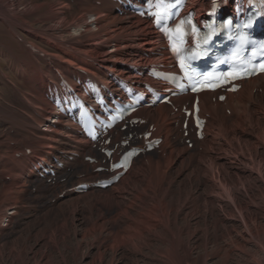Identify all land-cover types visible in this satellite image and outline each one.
I'll list each match as a JSON object with an SVG mask.
<instances>
[{"label": "bare ground", "instance_id": "bare-ground-1", "mask_svg": "<svg viewBox=\"0 0 264 264\" xmlns=\"http://www.w3.org/2000/svg\"><path fill=\"white\" fill-rule=\"evenodd\" d=\"M14 3L15 0L11 1V5ZM204 6L201 2L199 7ZM62 8L71 11L65 13ZM34 12L36 18L30 17ZM17 18H23L24 23H19ZM60 20L67 21L62 35H69L75 41L54 36L47 31L48 27L40 32V27L35 26L41 23L52 28L50 24ZM0 26L19 47L16 50L12 42L8 43L0 34V48H6L0 56L8 60L6 68L19 76V80H12L0 69V93L7 99L6 106L0 107L6 115L2 118L6 127L3 135L13 142L0 141V154L6 155L0 156L2 233L7 229L2 222L10 225L25 205L19 186L26 180L34 181V176L29 174L28 161L49 154L62 158L66 153L91 152L90 144L75 135L62 120L48 123L54 109L43 97L44 79L46 76L56 78L50 65L66 75L76 74V70L81 69L102 78L104 83L108 81L109 71L127 79L135 78L123 63L137 64L142 57L140 53L150 50L157 41V34L145 19L115 14L108 0H66L47 5L34 0L29 11L14 12L13 16L3 13L0 6ZM21 32L24 39H34L53 50L46 53L50 57L46 68L43 58L30 54L24 42L18 41ZM86 56L91 57V61ZM258 77L259 80L245 81L239 94L228 95L229 115L223 111L221 103L208 101L209 93H201L207 100L203 109L212 115L207 124L213 135L202 142L195 141L194 149L172 144L161 153L149 154L128 170L121 181L104 190H87L80 194L69 191L86 177L90 180L100 177L90 171L95 163L76 158L73 163L66 162L72 164L73 170L67 172L69 178L64 182L56 180L44 185L37 180L40 185L35 190L45 192L46 187L65 186L63 195L50 199L42 217H35L30 223L21 222L23 232L20 230L11 238L0 239V264H48L43 263L44 250L57 248L53 244L59 230L66 238L69 236L68 218L73 216L76 217L71 225L73 250L76 252L82 244L88 246L86 256L91 259L86 264H100L109 252L117 255V264H206L209 256L219 257L223 264L233 254L250 258L249 264H264V81L260 80L264 75ZM258 86L263 87L262 92L257 91ZM145 110L151 121L158 122V129L166 133V138L169 132L175 131L171 121L178 114L170 113L163 104ZM42 126L48 130H42ZM19 137L23 139L18 140ZM179 138L182 139L181 133ZM25 148L31 152L26 154ZM231 149L235 153L233 157L227 155ZM16 151L21 152L18 158ZM232 158L239 164L229 163ZM79 170L85 171L87 176L78 177ZM239 188L248 193L249 200L238 193ZM17 200L23 201L20 207ZM258 201L262 203L259 208ZM98 204L107 206V214L112 217L107 218L105 209ZM80 210H87L86 217L76 215ZM236 213L240 220L235 218ZM199 223L203 228L199 229ZM241 224L246 232L241 233L240 240L236 238L232 244L223 245L222 241L231 238ZM210 245L214 247L212 252L207 249ZM200 247L205 253L197 259L194 250ZM51 252L49 261L53 256Z\"/></svg>", "mask_w": 264, "mask_h": 264}, {"label": "rangeland", "instance_id": "rangeland-1", "mask_svg": "<svg viewBox=\"0 0 264 264\" xmlns=\"http://www.w3.org/2000/svg\"><path fill=\"white\" fill-rule=\"evenodd\" d=\"M11 1H14V0H0V6L2 8V12L7 14V15H10V16H13L14 12H16L18 14H22L24 11H29L31 9V7H32V4L34 3V0H15L14 6H13V5H11ZM36 1L39 2V3H44L45 2V5H47V4L52 3V2H60V3H62L63 1H66V0H36ZM195 2H196L195 0H192L191 4L195 3ZM71 5H72V7L75 6V1ZM61 10L63 12H65V13H68V12L71 11V9H67V8H62ZM72 11L73 12H75V11L80 12L79 10H76V9L75 10L72 9ZM79 14L80 13H78V15ZM36 16H37L36 12L30 13V17L36 18ZM17 20H18L19 23H22V22L24 23L23 18H17ZM66 24H67V21L63 22L62 20H60V22L57 23V24H50V27H52V28H49V26H47V24L46 25H42L41 23H35V26H37V28L40 27V28H38V30L40 32L45 31L46 30L45 28L48 27L47 31H49L54 36L55 35L57 37L61 36L66 41H75V39H70L69 35H66V36L62 35L61 30H63L65 27H67ZM2 30L3 29L0 26V34H1V36L5 40H7L8 43L12 42L10 44L13 45L16 48V50H19L18 45H16L11 40V36L7 32H3ZM23 34H24V32H21L20 35H23ZM26 40H28V39L26 38ZM28 42H32L33 44H36L37 46L41 47L45 51L47 50L48 52L49 51L53 52V50L48 48L46 45L45 46L39 45L38 42H36L34 39H30V40H28ZM0 52H1V54H3V52H6V48L2 46L0 48ZM0 60H1L0 69L2 68L4 71H6L8 73V75L10 76V79L15 80V81L19 80V76L15 72H13L11 70H8L6 68V66L8 64V60L6 58H4V57H1V56H0ZM46 66L45 67L43 66V67L46 68ZM1 89H4V88L2 87ZM4 92L6 93V95H9V91L8 90H5ZM6 100H7L6 97L4 95H2V93H0V107L6 106V103H5ZM3 113H4V111H2V112L0 111V119H1L0 120V137L3 135V133L6 132V127H4V124L2 122V118L5 117L6 115H5V113L4 114ZM42 129L48 130V128L46 129V127H42ZM4 137H5V134H4ZM4 137H2V139ZM5 138L7 140H3L4 142L12 141L11 138H8V137H5ZM19 139H23V138L19 137L18 140ZM184 143L185 142H181V144H184ZM230 151L231 152L230 153L228 152L227 155H229V157H233L235 153H234V151L232 149ZM17 152L18 151H16L15 153H17ZM94 152L96 153V151H94ZM188 153H190V152H188ZM154 155H156V154H154ZM0 156H1V158H4V156H6V155L5 154H3V155L0 154ZM229 163H232V164H235V165L239 164V163H237L236 160H234V158L230 159ZM1 173L3 174L2 170H1ZM65 175H66L67 178H69L67 172L65 173ZM204 179L209 181V179L206 178V177ZM3 180L4 179H1V181H3ZM26 181H28V180H26ZM4 183H7V182L4 181ZM24 185H23V187L19 186V193L22 194V196H24V197H22V200L24 199L23 201L25 202V205H23V210L20 212L19 215H17L18 216L17 218L16 217L14 218L13 222L10 223V225L6 224L5 222H2V225L4 227H6L7 229H5V231L0 233V239L11 238V235H13L15 232L16 233H20V230L23 232V227L24 226L21 225L20 223L21 222H25V223L29 222L30 223V222H33L35 220V217H38V216L42 217L43 214H44L43 213L44 212L43 211L44 207H49V205L51 203L50 199H52V198L55 199L60 193H63V191L65 190V186L64 187L63 186H55V187L52 186L53 189H48L46 187L45 188V192L41 191L42 189L34 190V194L31 195L32 193L29 194L30 191H29V193L25 192V189H30V185L31 184H26L25 186ZM39 185H40V182H39ZM20 187H21V189H20ZM31 191H32V189H31ZM245 192L246 191L244 189H242V188L238 189V193H240V194L242 193L244 195V196L242 195V197L245 200H247V199L249 200L248 193H245ZM47 193L48 194L51 193V194L47 196L46 195ZM22 200H17V204H18L19 207L23 203ZM256 204H258V208L262 206V203L260 201H258ZM97 206H99V207L101 206L100 208L102 210L105 209L104 212H105V215L107 216V218H111L112 217V214H111L110 217L107 214V212H109L107 206H103L102 204L101 205L98 204ZM8 212L11 213L12 210H10ZM76 215H78L80 217H82V216L86 217L87 210H86V212H83L82 210H80ZM50 216H51V214L48 217H50ZM234 216L238 220H240V218H241V217H238L239 215L237 213ZM75 218H76L75 216L68 218L69 233L70 234H69V236L67 235V238H66V236L62 235V231L61 230H59V232L56 233L55 238H57V239H56L55 244H53V245L56 246L57 248L54 249V248L51 247V248H49V250H44L46 255H45V258L43 259V263L44 262H48V264H86V262L90 261L91 257L90 256H86L87 248H88V246H86V244H82L81 248H79V250L76 251L77 253L74 252V250H73L75 242L73 241L74 237L71 236V233H72L71 225L74 224ZM88 223L89 222L87 221L86 225H88ZM251 225L252 224L248 225V228H251ZM240 227L237 228V232L238 233L237 232H232L233 236L231 238L226 239L227 241L226 240L224 242L222 241V244L223 245H227V244H230V243L232 244V240H234L236 238L240 240L239 236H241V233H245L246 232V227H244L242 224H241ZM201 228H203V225H201V223H199V229H201ZM198 237L200 238V236H198ZM70 242H72V244ZM207 249H208L209 252H212L214 247H213V245H210V246H208ZM50 251H52L51 253L53 254V256L50 257L51 259L49 261V255L48 254H49ZM93 251H94V248L92 249V252ZM194 251H195L194 252V257L197 258V259H200V257H202V255H204V253H205L204 249H202L201 247L200 248H196ZM114 258H115V260H114L113 264H117V255L116 254L113 255L111 252H109V253H107L105 255L103 261L100 264H110L112 259H114ZM220 261H221V259L219 257L209 256L207 258V260H206V264H221ZM249 262H252L250 258H245V256H243L241 254H233L232 257H230L226 263L227 264H249ZM226 263H223V264H226ZM253 264H255V263H253Z\"/></svg>", "mask_w": 264, "mask_h": 264}, {"label": "snow or ice", "instance_id": "snow-or-ice-1", "mask_svg": "<svg viewBox=\"0 0 264 264\" xmlns=\"http://www.w3.org/2000/svg\"><path fill=\"white\" fill-rule=\"evenodd\" d=\"M151 2H152V0H149V3H151ZM155 6H156L157 8L164 7V6H165V0H157ZM156 15H157L156 23L159 25V24H161V21H162L163 18H164V14H163V13H158V14H156ZM184 23H186V22H185V21H181V24H180V25H177V31L180 30L181 26H182ZM187 23H190V21H188ZM250 23H251V22H249V24H250ZM227 26H228V25H225V27H227ZM246 26H247V25H246ZM193 31H196V30L193 29ZM210 39H211V36H208L207 38H205L204 43H207L208 40H210ZM240 40H241V44H244V43L247 42V41H246V38L243 37V36L240 37ZM193 58H195V55H193ZM183 67H184V65L181 64V68H182V69H183ZM260 71L264 72V64H261V65H260ZM189 78H191V77L189 76Z\"/></svg>", "mask_w": 264, "mask_h": 264}]
</instances>
